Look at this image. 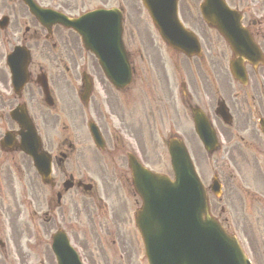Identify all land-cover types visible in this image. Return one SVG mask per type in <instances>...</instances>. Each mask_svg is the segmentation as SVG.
<instances>
[{"label":"flooded vegetation","instance_id":"obj_1","mask_svg":"<svg viewBox=\"0 0 264 264\" xmlns=\"http://www.w3.org/2000/svg\"><path fill=\"white\" fill-rule=\"evenodd\" d=\"M35 1L40 6H51L69 15H74L78 12L77 2L74 0ZM111 1L103 0V3L108 5ZM237 3L245 11H241L245 28L264 51V21L256 18L259 12L264 11V0H249L244 3L242 0H239ZM119 6H122V0H120ZM181 12L185 16H192L190 8L182 7ZM71 32V30L58 23H51L46 19L41 21L37 19L24 0H0V235L11 240L12 187L14 182L12 168L25 190L34 193L38 186V190L46 189V191L53 192L50 196L44 191L40 199L51 209L52 216L55 215L54 209L57 208L58 219L62 221L70 216L67 210L62 207L63 200L57 198L58 193L62 192V190L66 191L63 186L69 185L71 182L73 186L72 188L71 186H67V190H74V186L78 190V186L84 184L85 180L90 179L89 164H85L83 171H81L79 154L76 155L75 153L73 137L70 135L63 138L60 147L57 146L56 151L48 152L52 167L50 180L47 182L48 185L42 183L41 178L34 171L30 160L16 159L12 156V150H17L16 143L12 145V138L14 141L16 140L15 131L17 130V125L12 119V109L16 108L18 110L23 104L26 107L33 108V111L39 109V100L35 99V95H41V89L37 83L42 79L46 71L49 70V66L51 67L50 79L52 83L56 86L61 85L64 87V93H61L60 87H57L56 91L63 103L64 110L67 109L66 118L68 121L71 122L72 120L75 125L79 122V127L84 122L83 111L86 109L87 116H92L89 119H95L100 127L99 129L102 130V135H104L109 144H112V137L108 131L109 121L105 118L102 103H105L111 116L116 115L120 119L124 118V112L119 107L118 100L105 98L101 102L98 95H96L93 81L97 77V62L90 55L82 56V50H80L78 43L79 39L75 35H72ZM204 41L208 46H211L213 42L207 34H205ZM14 45H19L28 50L31 57L33 55L36 56V58L31 59L27 66V82L18 89L12 88L10 69L4 63L5 56L12 51V46ZM50 51H52V55H50ZM253 72L255 75L261 74L260 78H262L264 84L262 69L256 68ZM163 82L171 97L174 96L177 84L169 82L166 74H163ZM31 84H34L35 87ZM87 85L90 87L89 101L88 104L81 105V95ZM90 102L91 107L88 108ZM114 106L119 109H114ZM40 113L39 116L34 114L33 120L38 121L40 118L46 121L43 112L40 111ZM67 128L68 125H66L65 129ZM222 130L224 131V128ZM249 135L254 136L255 130L250 131ZM253 143L256 144V141H244V149H250ZM43 146L48 151L47 144L44 143ZM236 152L240 153V149L236 148ZM109 153L111 154V152ZM76 172H78V175H76ZM55 189L57 190L54 191ZM35 197L37 198V196ZM117 203L123 204L122 201H118ZM109 204H114L112 199ZM74 207L77 213H79L78 207L76 205ZM110 207L111 209L109 210L112 213L114 225L106 227L107 233L108 235H112L113 242L115 238L118 240V249L123 251L126 249L125 245H127L128 241L125 234L121 232L125 217L121 208L113 205ZM86 209L89 210V207L86 206ZM45 214H49V212ZM52 216L47 217L45 220L48 226ZM48 226L46 229H48ZM8 249V245H4L1 241L0 251L5 253Z\"/></svg>","mask_w":264,"mask_h":264},{"label":"water","instance_id":"obj_2","mask_svg":"<svg viewBox=\"0 0 264 264\" xmlns=\"http://www.w3.org/2000/svg\"><path fill=\"white\" fill-rule=\"evenodd\" d=\"M117 21L119 24V18ZM79 32L85 44L99 57L109 78L114 79L105 61V51L100 44L92 43L93 32ZM120 32L119 25L110 32L113 47L118 49H121ZM99 49L104 52L100 53ZM174 143L181 146L177 142L171 145ZM197 181L189 174L176 184L164 186L154 199L151 194L144 197L145 205L138 223L151 264H217L223 256L219 244L223 231L208 216L205 196L202 188L199 191ZM188 187L194 188L196 194L187 192ZM187 196L193 203H188Z\"/></svg>","mask_w":264,"mask_h":264},{"label":"rangeland","instance_id":"obj_3","mask_svg":"<svg viewBox=\"0 0 264 264\" xmlns=\"http://www.w3.org/2000/svg\"><path fill=\"white\" fill-rule=\"evenodd\" d=\"M130 2L128 3V11L127 12V25H126V39L127 42L129 41V39L132 40V36L129 37L130 32H129V28L133 25L136 26L137 22H141L142 20V15L140 14V11L137 9V3L135 5L134 0H129ZM141 19V20H140ZM134 43L136 42V40H140L138 38H134ZM144 47V45H143ZM153 51H148L144 48L145 51V55L149 56L150 58L154 57V56H158V53L156 51V49L154 47ZM211 51V48H210ZM220 51H223V53L228 57V52L225 49V47H216V49L212 50V53H219ZM214 56V55H213ZM211 60H215V61H219L217 62L218 67H222L224 65V60L223 58L221 59V61L219 59H212L209 55L208 57ZM226 71V70H225ZM101 76L99 75V78ZM224 79L227 80V75L226 72L224 73ZM142 92L145 93L146 90L145 88H142ZM47 131L49 133H52L53 136L57 134V128L55 127L53 128L51 125L47 124ZM194 142L195 145L196 141L195 139L192 137L191 138ZM139 145V144H138ZM191 146L194 147V145L192 144ZM199 146V144L197 145ZM143 149H144V153H142L143 155V159L145 161L146 164L150 165L151 167H154L156 170L160 171V172H167V174H171V171L167 165V155H166V149L165 146L163 145V143L161 142H157L156 144H148L146 143L144 145L143 143ZM247 161L250 160L249 157V153L245 152L244 153ZM201 156H203L202 153H200ZM222 156V154H219L217 157L220 158ZM255 157L257 158V163L260 167L257 169V176L258 179H255V174L252 173V170L250 168L248 169H242V168H235L232 165L228 164V169H226V171L222 174L217 173L224 181L227 180V175L229 173H231L234 177H233V181L231 182V187L230 185H227V196L225 199V202H222V204L227 207L230 208L233 205V198L236 197L237 199L241 198L245 201L246 203L250 204L249 206L246 207V211H250L252 210L251 208H253L257 202L254 201L253 207H251V203L249 201H251L249 195L250 191H257L260 194L264 193V184H261L262 181L264 182V153L259 154L256 153ZM124 163L125 162H121L119 164H114V169L117 170L118 169H124ZM202 163V164H201ZM98 172L102 173V174H111L112 170L109 166L105 165L104 163L102 165H99L98 167ZM96 168V171H97ZM199 168H200V172L202 174V176L204 177V179L206 181H209L212 174L214 173L208 166L207 164L205 165L204 162L199 163ZM261 173V176H260ZM262 178V179H261ZM96 183H97V190L99 191V193H101L103 187L100 185V181L94 177ZM238 181H241V184H239ZM228 197H230L228 199ZM232 199V200H231ZM264 206V205H263ZM15 206L12 204V216L13 213L15 212ZM19 211H21V215H19L18 217V222L13 221L12 224H15V226L18 228V230H16V227L14 225L13 226V230H12V256H7L4 257L2 255H0V264H34L37 260H42L45 261L46 264H54V258L52 256V253L49 249V245H46L45 243V236L44 235H31V233L33 232V230L28 229L29 225L26 223V212L27 209H25L24 207H19L18 208ZM251 213V211H250ZM249 213V214H250ZM249 217V215H248ZM14 218V217H13ZM28 227L26 229V227ZM43 231V230H42ZM127 235V234H126ZM33 236L36 237L35 240H33ZM123 245V243H122ZM133 251H131V254L127 253V258L128 261L127 263H123V264H144L145 261H142L141 258V254H140V248L135 245L132 247ZM100 260V259H97ZM101 261V260H100ZM115 261H117V259H115ZM96 264H99V261H97Z\"/></svg>","mask_w":264,"mask_h":264}]
</instances>
